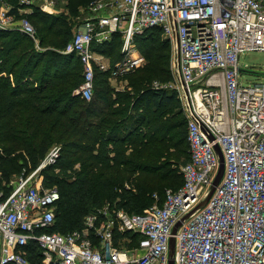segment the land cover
<instances>
[{
	"label": "built area",
	"instance_id": "built-area-1",
	"mask_svg": "<svg viewBox=\"0 0 264 264\" xmlns=\"http://www.w3.org/2000/svg\"><path fill=\"white\" fill-rule=\"evenodd\" d=\"M10 8L0 0V30L35 39L29 19ZM34 8L57 11L54 0H18V13ZM87 8L92 15L60 51L81 65L73 93L82 98L93 93L95 70L110 80L142 65L135 36L160 28L169 40L172 89L186 122L182 184L166 189L162 204L152 194L141 213L104 206L85 215L84 229L50 231L60 195L44 185L42 170L60 157L52 145L36 167L0 186V264H31L25 249L33 241L42 264H168L170 237L173 264H264V82L242 83L238 63L243 51H264V0H93ZM114 34L122 43L111 64L95 48ZM215 145L223 174L197 207L218 168ZM125 232L137 245L119 249L113 239Z\"/></svg>",
	"mask_w": 264,
	"mask_h": 264
},
{
	"label": "trees",
	"instance_id": "trees-1",
	"mask_svg": "<svg viewBox=\"0 0 264 264\" xmlns=\"http://www.w3.org/2000/svg\"><path fill=\"white\" fill-rule=\"evenodd\" d=\"M7 1L10 12L35 24L39 45L53 50L36 51L19 31L0 30V183L34 168L56 144L60 157L42 170L44 185L60 195L50 231L78 230L85 215L102 206L141 213L154 193L162 204L165 190L182 184L188 150L182 111L169 107L175 91L153 85L172 77L171 48L161 29L135 36L145 64L123 74L124 88L95 70L93 93L85 99L73 93L82 79L78 59L60 52L72 35L67 16L38 8L20 14L18 0ZM66 1L75 12L93 0ZM118 36L95 48L111 64L120 57L113 53ZM125 233L128 245H137L138 236ZM25 250L31 264H42L35 241Z\"/></svg>",
	"mask_w": 264,
	"mask_h": 264
},
{
	"label": "rangeland",
	"instance_id": "rangeland-1",
	"mask_svg": "<svg viewBox=\"0 0 264 264\" xmlns=\"http://www.w3.org/2000/svg\"><path fill=\"white\" fill-rule=\"evenodd\" d=\"M4 1L6 2V4H8V5L10 4L7 0H4ZM110 1L111 0H102V2H106V3L110 2ZM66 2H67L66 0H54V8L57 11L55 13H48V14L56 15V16H59V17L67 16V19L69 20V25L72 28V35H71V37H72L74 32L76 31V29L78 28L79 23L81 21L85 20L86 18L90 17L92 14L88 10L87 5L86 6L85 5L84 6L83 5H79V7L75 10V12H71V11H69V7H68L69 5L67 6ZM70 12L71 13H75V14H71ZM104 13H106V10L102 11L101 14H104ZM107 13H108V11H107ZM33 24H34V22H33ZM34 26H35V24H34ZM118 37L121 40L120 35ZM27 42L30 43L31 47H33L34 50H36V51L42 52V51H46L47 49L48 50H53V48L41 47L39 45V43H38L37 35H36L35 39H30L29 41H26L24 43H27ZM121 43H122V41H118L116 43V45H115V47L113 49V51H114L113 53H116L117 51L118 52L120 51ZM169 44H170V42H169ZM170 48H171V45H170ZM238 63L240 65V68L242 69V71H241L242 83H244V84H252V83H255V82L256 83L264 82V51H257V50L243 51L242 53H239V55H238ZM144 64H145V60L143 61L142 65L138 66L137 68H140ZM169 65H170V59H169ZM73 69H77V67H74ZM108 81L116 89H117V87L124 88L126 83H127V78H126V75H121V76H117L116 78H113V79H110V80L108 79ZM153 82H156L158 85H166L167 90L174 91L172 89L173 88V83H174L172 77L168 81H162V80H157L156 81L155 80ZM176 98H177V96H176ZM176 100L172 101L170 103V105H169V107H171L173 112L174 111H179V109L181 110V103H180L179 100H178V102H175ZM177 119H180V116H178ZM183 130H185V127H183ZM54 145H56V144H54ZM23 169H25V168H21V170L19 172H16L13 175H11L10 178L8 179V181H6V182L2 181L0 183V186L4 187L5 184H8L16 176H18V174ZM25 171H30V170H26L25 169ZM102 207H104V206H102ZM102 207H98V209H100ZM112 208H115V207H112ZM80 229H84V225ZM59 232L60 233H64V232H61V231H59ZM125 234L126 233H119L113 239L114 244L119 249H127V248L130 247L128 245V240L129 239H128V237H126Z\"/></svg>",
	"mask_w": 264,
	"mask_h": 264
},
{
	"label": "water",
	"instance_id": "water-1",
	"mask_svg": "<svg viewBox=\"0 0 264 264\" xmlns=\"http://www.w3.org/2000/svg\"><path fill=\"white\" fill-rule=\"evenodd\" d=\"M69 54H71V53H69ZM214 148H215V151H216L217 156H218V168H217L215 176H214V178L212 180V183H211V185L209 187L207 196L205 197V199L203 201H201V203L197 207H201L202 205H204L206 203L208 197L210 196V194L214 190L215 186L220 181V179L222 177V174H223V168H224L223 154H222V152H221V150H220L218 145H215ZM180 223H181V220L178 221L174 225L172 233H174L176 231V229L180 225ZM173 250H174V238L170 237V239H169V260H168V264H173V258H172Z\"/></svg>",
	"mask_w": 264,
	"mask_h": 264
},
{
	"label": "crops",
	"instance_id": "crops-1",
	"mask_svg": "<svg viewBox=\"0 0 264 264\" xmlns=\"http://www.w3.org/2000/svg\"><path fill=\"white\" fill-rule=\"evenodd\" d=\"M113 86V85H112Z\"/></svg>",
	"mask_w": 264,
	"mask_h": 264
}]
</instances>
